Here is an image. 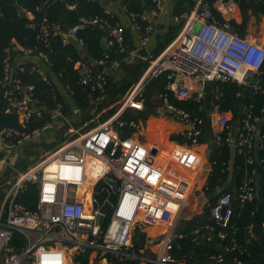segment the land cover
Listing matches in <instances>:
<instances>
[{
  "label": "built area",
  "instance_id": "obj_1",
  "mask_svg": "<svg viewBox=\"0 0 264 264\" xmlns=\"http://www.w3.org/2000/svg\"><path fill=\"white\" fill-rule=\"evenodd\" d=\"M104 1L105 12L114 13L112 5H109L107 0ZM163 1L155 0L160 10ZM240 1L198 0V11L190 14L186 21H183L182 16L174 18L176 24L182 25L181 30L175 40L157 57L141 49H128L125 45V25L119 20L111 24L99 17L82 18L69 31L63 32L59 25L50 23L47 18L43 19V39L62 36L64 44L77 40L78 34L90 26L107 25L109 35L105 42V57L96 63L90 59L82 60L76 66L82 77L81 83L87 85L91 91L99 92L100 100L108 98V80L105 71H96L94 64L103 66L104 70L107 66L112 71L119 70L121 62L117 59L109 60L112 47L117 45L119 53L126 55L125 59L129 62L141 61L148 63V67L138 82L118 101L121 109L113 117L84 133L70 127L67 131L69 137L62 145L44 156L40 162L36 161L30 165L26 171L18 173L12 181L6 182L5 200L0 209V264H25L28 261L32 264H70L75 255L85 252L86 249L117 257H135L134 244L137 243V234L145 227L161 225L169 230L154 242L157 243L154 244L157 250L153 257L138 258L143 264H191L177 261L170 255L169 250L171 243L182 236L176 237L174 230L187 207L192 184L179 176L177 167L171 161L158 159L153 150L137 138L141 130L140 121L130 122L134 132L131 136L124 137L122 128L125 123L119 122V117L127 110L143 111L147 85L159 76L167 75L166 90L172 92L179 100L199 104L200 111L206 112L210 126L221 130L216 137L217 143L222 141L221 134L226 129L230 130L227 142L234 144L240 153L252 154L248 163H255V138L259 132V120L256 119V123H253L252 113L244 109L238 135L232 136L231 119L228 112L222 111V94L218 87L212 91L209 112L205 107L210 83L212 85L232 82L244 89H252L255 93L264 90L260 78L264 65V40L261 42L243 37L235 28L234 22L239 13ZM74 8L75 5L69 7ZM150 13L151 18L147 13L141 16L143 21H148L147 35L142 38L143 46L150 42L156 29L152 19L158 12ZM27 15L33 18L29 13ZM195 19L199 20L198 29ZM130 20L135 22L136 16H130ZM78 46L83 47L81 40L78 41ZM4 52L5 77L2 84H15V89L23 92L20 98H15L12 96L14 90H7L6 96L9 97L10 105L18 113L21 122L28 124L33 116L41 118L43 110L32 99L33 87L23 89L20 82L14 80L13 58L18 54L30 59L31 70L41 73L46 82L53 80L50 75L52 62L44 51L38 48L28 49L19 44L5 49ZM36 57L40 59V64L33 60ZM19 70L24 72L26 68L20 66ZM161 100L162 114L188 126L184 134L191 139L189 146H198L204 120L193 117L188 111L170 103L167 95L161 97ZM71 123V119L58 107L52 111L51 121L31 134H22L18 143L13 142V139L19 136L17 131L8 128L0 130V167L9 166L5 153L15 151L25 144H36L45 134L58 132ZM76 134L78 136L73 138ZM176 150L172 151L171 156L181 164L189 165L198 160V156L189 148L180 146ZM91 161L105 167L104 172L94 182H89ZM257 163L258 166L264 165V161L259 160ZM256 173L257 170L237 191L241 203L257 196ZM104 183L117 194L118 200L113 207L109 228L103 234L97 221L101 207L108 199L106 193H98V188ZM29 184L36 185L38 190L39 205L35 212L17 202ZM88 184L90 189L80 193ZM208 190L209 187L205 193ZM102 194L105 196L100 203L96 195ZM208 206L211 208V218L217 225L223 228L230 225L235 213L233 193L223 192L213 206ZM207 230L209 234L206 235L200 227L196 228L195 241L203 236L206 241L211 242L215 234L212 233L211 237L213 228L207 227ZM16 233L28 242V247L22 254H18L11 245ZM218 237L224 240L226 234L220 231ZM219 248L224 253L220 252L211 257L216 264H227L225 255L238 250L236 243ZM139 252L144 254L145 250L141 249ZM232 264L248 263L235 257Z\"/></svg>",
  "mask_w": 264,
  "mask_h": 264
},
{
  "label": "trees",
  "instance_id": "obj_2",
  "mask_svg": "<svg viewBox=\"0 0 264 264\" xmlns=\"http://www.w3.org/2000/svg\"><path fill=\"white\" fill-rule=\"evenodd\" d=\"M109 5L122 9L129 18L132 15L136 16L133 25H138L142 36H146V28L148 21H143L141 16L148 12H158L155 0H107ZM198 0H178L174 16H183L190 13L197 5ZM75 5L74 9H69ZM240 10L243 16L241 24L234 22L235 28L241 36H244L247 21L250 15L264 17V0H241ZM104 0H0V130L13 129L19 133V136L13 139L14 143H18L22 139V134H31L34 130L43 127L47 122L52 120V111L60 108L63 114L71 119L72 123L66 128L59 130L55 138V142L51 144H41L43 147L57 148L67 139V131L70 127L84 133L103 124L113 117L118 111L112 107L115 103L121 100L123 96L138 82L141 75L148 67V63L141 61L129 62L125 59L126 55L119 53V47L116 45L110 49L109 60H119L121 67L119 70L123 76L116 79L113 75L106 73L107 99L100 100L99 92L89 91L88 86L81 83V74L76 67L83 59V52H80L78 41L83 42L84 54H86L91 62H98L105 57V42L109 35L107 25L100 24L90 26L78 34V41H71L68 44L63 43L62 36H53L46 40L42 36V22L47 18L50 23L60 26L63 32L69 31L77 25L82 18L99 17L103 20L114 24L119 20L116 10L112 14L105 12ZM25 11L24 15L20 12ZM31 14L30 18L27 14ZM120 21V20H119ZM34 25V26H31ZM135 25V26H136ZM182 25L172 24L169 26L165 35L159 38L157 47L153 53L154 57L159 56L177 37ZM19 44L28 49L38 48L44 51L52 62L51 74L57 78L51 77V81L46 82L42 78V74L38 71H32V63L28 60L24 64L17 65L15 63L16 54L12 61V66L15 67L14 80L19 81L23 89L32 86V99L34 103L42 108L41 118L33 116L28 124H23L15 109L10 105L9 97L6 96L7 90H14L12 96L20 98L23 94L21 90L15 89L14 85H3L2 81L5 77L4 60L5 49L14 47ZM125 45L128 49H135V41L133 39L132 28L125 26ZM21 56V55H20ZM23 57V56H22ZM20 66H25L26 70H19ZM107 70H111L107 66ZM96 71H98L96 69ZM99 72V71H98ZM105 73V72H104ZM261 82L264 89V65L261 69ZM168 83L167 75H161L152 80L146 87L145 94V109L152 107L148 98L152 90L161 97L167 95L170 103L178 108L184 109L192 114L193 117H200L204 120L201 126L202 136L199 142L204 141V136L207 132V124L209 118L205 111H200V105L189 101L179 100L172 92L166 90ZM216 87L220 88L222 98L221 105L223 112H232L233 117L237 120L243 118L242 111L247 109L252 113V122L256 123L261 132V143L259 150V160L264 161V90L255 93L252 89H244L236 83H213L208 89L213 91ZM241 96L238 97V94ZM47 109V111H46ZM139 113V115H136ZM96 119V116H98ZM144 116L142 112L127 110L119 117V122H124L122 128L123 136H131L134 132L130 127V122H139ZM116 125V124H115ZM228 129L222 134V141L214 147L211 161L215 164L213 172L209 179V190L207 194H211L210 206H213L218 197L219 189H224V192H230L234 195L244 185L247 178L254 176L257 170L258 163H248V159L252 156L246 153L237 151L235 160V171L232 180L230 181V160H231V144L227 142L229 135ZM77 134L73 136L75 138ZM170 140L178 143H191V139L186 134H172ZM254 155V153H253ZM250 156V157H249ZM255 158V157H254ZM37 159L32 160V156L26 155L25 158H19L15 162L13 168L18 172L26 171L30 165L34 164ZM258 160V161H259ZM261 179L258 185V193L255 199L242 202L237 210L235 200V213L226 228L220 227L211 218L210 207L204 209L203 215L190 224L183 226L181 237H177L172 243L169 250L170 255L177 261H186L191 264H216L211 257L220 254V246H231L236 243L238 250L228 252L225 255L227 264L232 263L235 257L248 264H264V165L260 166ZM94 173L99 174L94 167ZM2 191L0 190V193ZM0 196H3L1 193ZM104 194L96 195L100 203L104 200ZM18 203L23 204L29 211L35 212L38 209L39 199L37 186L29 184L26 190L20 194L17 199ZM113 210L106 212L101 223L102 233H106L112 221ZM201 228L203 234H209L207 227L213 228L212 233L215 234L211 242L206 241L203 236L195 241L196 235L194 230ZM223 231L226 234L224 240H220L218 234ZM15 251L18 254L24 253L28 247V242L20 234H14L12 243ZM143 247L135 243V257H117L113 254H107L108 264H143L138 257H146L149 251L140 254ZM91 250L86 249L85 252L75 255L73 262L75 264H89V255Z\"/></svg>",
  "mask_w": 264,
  "mask_h": 264
},
{
  "label": "crops",
  "instance_id": "obj_3",
  "mask_svg": "<svg viewBox=\"0 0 264 264\" xmlns=\"http://www.w3.org/2000/svg\"><path fill=\"white\" fill-rule=\"evenodd\" d=\"M177 2L178 0L163 1V7L159 11V13L152 19L156 29L151 35L150 42L146 46L142 45L143 36L141 35L139 28L133 25L130 18L127 15H125L124 10L122 9L120 10L117 7H114L112 8V11L114 12L116 10V12L118 13L119 20L126 27L132 28L133 39L135 41L136 49H141L143 52H149L150 54L153 55L157 47L159 38L166 34L170 25L172 24L177 25L174 20L175 16L173 15ZM196 11H198L197 5L190 13L188 14L186 13L185 15L182 16L183 21H186L188 16H190V14L192 13H195ZM258 19H261L262 22L259 23ZM198 21L199 20L196 19L194 20L196 27H199ZM235 21L238 24H241L243 21V16L240 8H239L238 16ZM243 37L249 39H257L262 42L264 40V17L259 18L256 15L253 14L250 15L247 21V25ZM28 60L30 61V59L28 58L17 55V57L15 58V63L17 65L24 64ZM104 71L105 73L113 75L116 79H119L123 76V73L120 70L112 71L105 69ZM54 80L57 81L55 77ZM155 109L156 108L152 106L143 111L144 116L141 118V120H139L141 123V130L137 138L146 147L151 148V150H153V154H155L158 159H160L161 161H168V162L171 161V163L177 167L179 176L182 179L189 182L190 184H192V188L188 197L187 207L184 209L183 217L181 215L179 219V223L177 224L174 230V235L177 237L182 235L183 226L190 224L193 220L199 219L203 215L204 209L210 204L212 195L205 193V190L207 187H209V179L213 172L214 165L213 162L211 161V157L210 158L208 157V153H209L210 144L211 143H215V145L217 144L216 137L221 130H218L216 127H211L209 124H207L208 130L204 136V141L200 143L198 146L190 147L189 143L187 142L181 144L178 142H173L170 140V136L172 134L183 135L189 127L171 119L169 116L162 114V109L157 108L158 111H156ZM228 113L231 119L230 120L231 134L232 136L236 137L238 135L239 129L241 128V123L240 120H237L233 117L232 112H228ZM136 115H139V113H136ZM242 115L244 114L242 113ZM97 117H99V115L96 116V119ZM55 134H56L55 132H49L45 134L40 140H38L36 144H27V145L25 144L24 146H21L15 151H12L10 153H5V156L9 161V166L0 167V190L2 191L1 193L3 194V196H0V209L2 208L3 202L5 200L6 187H7L6 182L12 181L13 178L15 177V175L13 174H11L10 177H7L8 171L13 168L15 162L18 161L19 158H25L26 155L30 154L32 156V160L35 159L38 160L35 151L40 152L42 154L45 151V149L43 146H41V144L43 143L51 144L50 141L51 139H54ZM177 145H180L182 148L191 149V151H193L198 156V160L193 162V164L188 165V164L179 163L176 160V158L173 159L171 156L172 151L180 147ZM45 156H47V152H45ZM42 158H44V156ZM95 168L98 170L99 173H103L105 170L99 163L95 164ZM258 169L259 168H257V173L255 178L257 184L259 185L261 174L260 177H258ZM93 181L95 180L91 178L89 172V182H93ZM89 187L90 185L88 184L85 188L86 191L90 189ZM224 189L225 187L223 189H219L218 194L221 195L224 192ZM236 194L234 195V203L235 200L237 203ZM168 230L169 228L164 225L156 226V227H145L141 232L137 234V239L141 233L144 232L147 234L146 245L142 246L145 252L149 251L150 253L146 257H153L154 255L153 253H155L157 250V248L154 247L155 246L154 244L157 243L154 242H156L157 238L161 236L163 233L168 232ZM72 264L75 263L72 262ZM89 264H108V261L105 254H102L101 252L95 253L91 251L89 255Z\"/></svg>",
  "mask_w": 264,
  "mask_h": 264
},
{
  "label": "water",
  "instance_id": "obj_4",
  "mask_svg": "<svg viewBox=\"0 0 264 264\" xmlns=\"http://www.w3.org/2000/svg\"><path fill=\"white\" fill-rule=\"evenodd\" d=\"M20 14L24 15V12L21 11ZM147 14L149 15L150 18L152 17V14L150 12H148ZM196 29H198V27ZM79 50H80V52H84L83 47H79ZM84 59L86 61H89V57L86 54H84ZM33 60L36 63L40 62V59L38 57L34 58ZM94 68H96L101 73L104 72L103 66L94 64ZM210 86H211V83H210ZM88 90L91 91L90 88H88ZM212 98H213V92L209 91L207 93V96L205 99V107H206L207 112H209V110L211 108ZM46 111H47V109H46ZM260 143H261V132L259 131L256 135V138H255V159L257 161L259 160ZM214 145H215V143L210 144L209 153H208L209 158L211 157ZM236 154H237V148L234 144H232L231 145V160H230V179H229L230 181L232 180L233 175H234V171H235ZM258 168H259L258 169V177H260V174H261L260 166ZM11 174L16 176L18 174V172L14 168H12L8 171L7 177H10ZM102 192H104L108 195V199L106 202H104V204L101 207V213H100V215L98 217V221H97L98 225H101L103 218H104V215H106V212H108L109 210H112L113 207L116 205L117 200H118L117 194L112 190V188L108 184L104 183L98 188V193H102ZM236 198H237V205H238L236 212H239V205H240L241 201L239 199L238 194H236ZM146 238H147V234L144 232L141 233L137 239V243L140 244L141 246H145L146 245ZM220 252L224 253L223 250H220Z\"/></svg>",
  "mask_w": 264,
  "mask_h": 264
},
{
  "label": "rangeland",
  "instance_id": "obj_5",
  "mask_svg": "<svg viewBox=\"0 0 264 264\" xmlns=\"http://www.w3.org/2000/svg\"><path fill=\"white\" fill-rule=\"evenodd\" d=\"M260 18V17H259ZM262 19V18H261ZM261 19H258L259 20V23H261L262 21H261ZM148 100H149V102L148 103H150L154 108H156L155 110L156 111H158V109L157 108H160V109H163V103H162V100H161V96L159 95V94H157V93H155L153 90H152V93L150 94V96H149V98H148ZM112 107H115L117 110H119V109H121L120 107H121V104H119V102L118 103H115L114 105H112ZM144 110H145V108H144ZM143 110V111H144ZM56 135H57V133L55 134V137H54V139H51V143H54L55 142V138H56ZM67 137H69V136H67ZM62 145V144H61ZM44 149H45V151L41 154L40 152H36L35 151V154L37 155V157H38V160H37V162H40L41 160H43L42 159V157L43 156H45V152H47V154H49V153H51V152H53L54 150H56V149H53V148H50L49 146H47V147H44ZM37 164V163H36ZM35 164V165H36ZM96 180V179H95ZM94 182V181H93ZM84 191H86V189L84 188V189H82L81 191H80V193H83ZM89 206H90V204H89ZM182 217H183V213H182ZM74 258V257H73ZM73 262V261H72ZM72 262H70V264H72ZM25 264H32L30 261H28L27 263H25Z\"/></svg>",
  "mask_w": 264,
  "mask_h": 264
},
{
  "label": "bare ground",
  "instance_id": "obj_6",
  "mask_svg": "<svg viewBox=\"0 0 264 264\" xmlns=\"http://www.w3.org/2000/svg\"><path fill=\"white\" fill-rule=\"evenodd\" d=\"M96 163H98V162L91 161V166L90 167H91L92 170L89 171L90 172V176H91V178L93 180H95L96 178H98L102 174V173H99V174L94 173V167H95ZM101 166L105 169V167L103 165H101Z\"/></svg>",
  "mask_w": 264,
  "mask_h": 264
},
{
  "label": "flooded vegetation",
  "instance_id": "obj_7",
  "mask_svg": "<svg viewBox=\"0 0 264 264\" xmlns=\"http://www.w3.org/2000/svg\"><path fill=\"white\" fill-rule=\"evenodd\" d=\"M113 210V209H112Z\"/></svg>",
  "mask_w": 264,
  "mask_h": 264
}]
</instances>
